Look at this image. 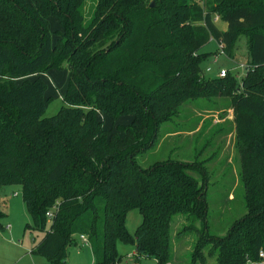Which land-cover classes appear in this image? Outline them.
I'll return each mask as SVG.
<instances>
[{
  "label": "trees",
  "instance_id": "16d2710c",
  "mask_svg": "<svg viewBox=\"0 0 264 264\" xmlns=\"http://www.w3.org/2000/svg\"><path fill=\"white\" fill-rule=\"evenodd\" d=\"M87 1L0 0V186L21 187L24 230L43 233L32 253L61 264L84 235L93 264H121L118 241H134L137 259L170 264L181 214L177 240L196 238L180 264H264V0H94L86 11ZM50 16L60 24L53 44ZM240 34L249 44L243 76L227 67L206 78L201 48L214 41L229 54ZM63 66V104L43 116L45 77ZM215 95L228 96L234 113L246 209L223 236L209 232L206 160H136L186 102ZM125 114L121 135L105 128L104 116ZM132 208L142 216L134 235L125 226Z\"/></svg>",
  "mask_w": 264,
  "mask_h": 264
},
{
  "label": "rangeland",
  "instance_id": "374dc122",
  "mask_svg": "<svg viewBox=\"0 0 264 264\" xmlns=\"http://www.w3.org/2000/svg\"><path fill=\"white\" fill-rule=\"evenodd\" d=\"M34 4V0H27ZM200 5H207L211 0H193ZM152 4V2H151ZM94 0L86 2L85 10L93 7ZM214 22L224 30L226 23L218 19ZM48 28L51 32L52 44L56 40L55 31L60 29L59 22L52 16L48 17ZM213 52L212 55H208ZM218 45L210 41L201 48L202 60L200 65L204 70L211 66V72H205V77H213L215 69L220 64L225 68H232L239 80L243 74L246 62L249 57V44L246 34H240L233 48L226 54H219ZM218 55V62L213 63V57ZM48 85L45 91V111L43 116H51L62 106V97L66 93L68 83V70L66 66L61 69H53L45 77ZM228 96H212L203 99L190 100L183 106L184 114L180 119H174L172 123L163 124L160 128L162 137L155 148L137 155L136 160L142 167H147L154 162L168 158L177 160L193 161L197 156L198 160H206L208 183L206 200L208 204L207 222L209 232L216 236L226 234L230 224L245 212L243 199V186L239 182V156L235 149V123L233 110L228 107ZM132 120L130 114H125L113 120L104 116L103 122L107 129L112 128L120 135L121 127L128 125ZM176 126V127H175ZM189 127L184 133L173 135L166 134L176 128ZM192 175L197 174L190 170ZM11 196L10 193H14ZM0 211L4 216L0 219V264H52L51 261L40 254H29L15 261L16 255L22 249L30 252L33 246V238L43 236L41 232H29L24 230L30 218L26 213L19 185L0 186ZM181 214L175 215L171 224L173 241L172 259L170 264H180L190 261L193 242L196 233L191 232L179 237L177 232L186 224ZM142 222V216L136 208L127 212L125 226L131 235ZM7 225V227H5ZM77 245L67 247V255L61 264H93L92 253L88 244L83 243L80 238ZM118 254L122 257L121 264H157L150 260H135V242L117 243ZM33 257V258H32ZM3 260H6L4 262Z\"/></svg>",
  "mask_w": 264,
  "mask_h": 264
},
{
  "label": "built area",
  "instance_id": "2783aa9c",
  "mask_svg": "<svg viewBox=\"0 0 264 264\" xmlns=\"http://www.w3.org/2000/svg\"><path fill=\"white\" fill-rule=\"evenodd\" d=\"M218 19V15H216L215 16V20H217ZM218 48H219V51H220V53L219 54H223V46H222V44H219L218 45ZM218 62V55H215L214 57H213V63H217ZM241 67H243V68H245L244 66H241ZM205 71L206 72H209V71H211V67H207L206 69H205ZM226 73H227V69L225 68V67H221V68H218L217 69V71H216V76H218V77H224L225 75H226ZM54 208V207H53ZM46 215H47V217H49V218H51L52 217V211H48L47 213H46ZM79 238H80V240L83 242V243H86V244H88V242H87V238L84 236V235H80L79 236ZM260 256H263V253L262 252H260Z\"/></svg>",
  "mask_w": 264,
  "mask_h": 264
},
{
  "label": "crops",
  "instance_id": "0c3cea01",
  "mask_svg": "<svg viewBox=\"0 0 264 264\" xmlns=\"http://www.w3.org/2000/svg\"><path fill=\"white\" fill-rule=\"evenodd\" d=\"M15 194V192L14 193H10V195L11 196H15L14 195ZM23 201V200H22ZM24 204V203H23ZM25 207V206H24ZM26 210V209H25ZM27 213V212H26ZM5 227H7V225L5 226ZM41 238V237H40ZM40 238H37V239H35V238H33V246H32V248L34 247V245L36 244V242L40 239ZM79 238V237H78ZM77 245V244H76ZM75 246V245H74ZM90 247V246H89ZM32 248H31V250H30V252H28V251H25V249H22V251L19 253V254H17L16 255V258H15V261H17V259H19V258H21V257H23V258H25L26 256H29V254L31 253V255L33 254L32 253ZM90 250H91V248H90ZM92 253V252H91ZM134 256H135V258H136V251H135V253H134ZM33 258V257H32ZM92 258H93V256H92ZM150 260V259H145V258H143V257H138V259L136 258L135 260ZM153 260V259H152ZM4 262H6V260H3ZM154 261V260H153Z\"/></svg>",
  "mask_w": 264,
  "mask_h": 264
},
{
  "label": "water",
  "instance_id": "95a60500",
  "mask_svg": "<svg viewBox=\"0 0 264 264\" xmlns=\"http://www.w3.org/2000/svg\"><path fill=\"white\" fill-rule=\"evenodd\" d=\"M152 5V4H151Z\"/></svg>",
  "mask_w": 264,
  "mask_h": 264
}]
</instances>
